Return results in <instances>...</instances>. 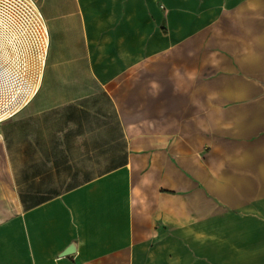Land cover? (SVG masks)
<instances>
[{
  "label": "crops",
  "instance_id": "obj_1",
  "mask_svg": "<svg viewBox=\"0 0 264 264\" xmlns=\"http://www.w3.org/2000/svg\"><path fill=\"white\" fill-rule=\"evenodd\" d=\"M34 1L57 102L25 114L0 264H264V27L186 20L197 0Z\"/></svg>",
  "mask_w": 264,
  "mask_h": 264
},
{
  "label": "built area",
  "instance_id": "obj_2",
  "mask_svg": "<svg viewBox=\"0 0 264 264\" xmlns=\"http://www.w3.org/2000/svg\"><path fill=\"white\" fill-rule=\"evenodd\" d=\"M49 44L45 19L34 0H0V124L36 96ZM6 57L16 62L8 70ZM4 71L14 72L10 81L2 79Z\"/></svg>",
  "mask_w": 264,
  "mask_h": 264
},
{
  "label": "rangeland",
  "instance_id": "obj_3",
  "mask_svg": "<svg viewBox=\"0 0 264 264\" xmlns=\"http://www.w3.org/2000/svg\"><path fill=\"white\" fill-rule=\"evenodd\" d=\"M198 6L191 10L190 15H186V20H255V32L262 31L264 27V0H197ZM201 1V2H200ZM176 19L183 18L176 10ZM184 20V19H181ZM10 65L16 64L12 58L6 57V63ZM12 71H4L2 79L6 82L11 80ZM7 81V82H8ZM66 92V91H65ZM61 97V96H60ZM35 101H32L23 110L18 112L14 118L0 124V198L9 193H16L21 189L16 184L17 191H12V186L6 184L8 163L11 162L13 170L16 171L17 182L22 181L23 167V145H24V129L25 114L29 112H39L42 109H50L57 102L56 89L38 90ZM21 186V185H20ZM10 188V190H7ZM8 201L0 200L1 205L7 204Z\"/></svg>",
  "mask_w": 264,
  "mask_h": 264
},
{
  "label": "bare ground",
  "instance_id": "obj_4",
  "mask_svg": "<svg viewBox=\"0 0 264 264\" xmlns=\"http://www.w3.org/2000/svg\"><path fill=\"white\" fill-rule=\"evenodd\" d=\"M2 59H3V58H0V60H2ZM35 97H36V96H34V97L31 99V101H32ZM31 101H30V102H31ZM25 106H26V105H25ZM25 106H23V107L21 108V110H23ZM21 110H20V111H21Z\"/></svg>",
  "mask_w": 264,
  "mask_h": 264
}]
</instances>
